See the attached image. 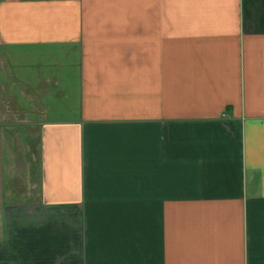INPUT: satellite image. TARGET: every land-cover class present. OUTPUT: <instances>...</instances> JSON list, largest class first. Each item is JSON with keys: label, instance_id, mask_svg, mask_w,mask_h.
Segmentation results:
<instances>
[{"label": "crops", "instance_id": "1", "mask_svg": "<svg viewBox=\"0 0 264 264\" xmlns=\"http://www.w3.org/2000/svg\"><path fill=\"white\" fill-rule=\"evenodd\" d=\"M6 48L73 105L0 186V264H264V0H0Z\"/></svg>", "mask_w": 264, "mask_h": 264}, {"label": "rangeland", "instance_id": "2", "mask_svg": "<svg viewBox=\"0 0 264 264\" xmlns=\"http://www.w3.org/2000/svg\"><path fill=\"white\" fill-rule=\"evenodd\" d=\"M46 52L48 50L37 48L0 50V186L22 188L28 186V182L38 181L39 130L29 124L47 118L46 110L51 120L64 118L67 114H62V108L73 105V94L69 93L72 84L64 85L66 90L63 89L62 83L50 81L56 78L58 71L54 67L50 70L41 67ZM64 93H68L66 98ZM9 94L13 100L9 99ZM14 177L17 178L13 181Z\"/></svg>", "mask_w": 264, "mask_h": 264}]
</instances>
